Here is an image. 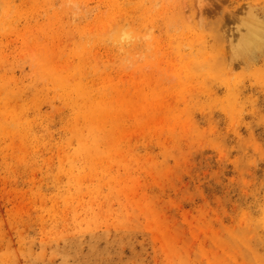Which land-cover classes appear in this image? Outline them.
Segmentation results:
<instances>
[{"label": "rangeland", "instance_id": "1", "mask_svg": "<svg viewBox=\"0 0 264 264\" xmlns=\"http://www.w3.org/2000/svg\"><path fill=\"white\" fill-rule=\"evenodd\" d=\"M0 264H264V0H0Z\"/></svg>", "mask_w": 264, "mask_h": 264}, {"label": "bare ground", "instance_id": "2", "mask_svg": "<svg viewBox=\"0 0 264 264\" xmlns=\"http://www.w3.org/2000/svg\"><path fill=\"white\" fill-rule=\"evenodd\" d=\"M259 34L256 28L252 29L251 32L245 37V40L243 41V49L252 47L256 42L259 41Z\"/></svg>", "mask_w": 264, "mask_h": 264}]
</instances>
